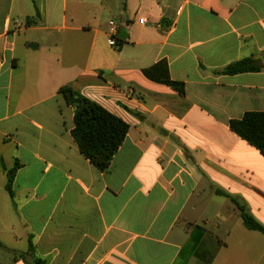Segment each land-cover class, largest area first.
Masks as SVG:
<instances>
[{
  "label": "crops",
  "instance_id": "0c3cea01",
  "mask_svg": "<svg viewBox=\"0 0 264 264\" xmlns=\"http://www.w3.org/2000/svg\"><path fill=\"white\" fill-rule=\"evenodd\" d=\"M94 3L0 0V264L29 241V264H264V236L217 194L264 225V156L230 128L264 112V70L217 74L264 59V0ZM64 86L128 125L105 172Z\"/></svg>",
  "mask_w": 264,
  "mask_h": 264
},
{
  "label": "trees",
  "instance_id": "16d2710c",
  "mask_svg": "<svg viewBox=\"0 0 264 264\" xmlns=\"http://www.w3.org/2000/svg\"><path fill=\"white\" fill-rule=\"evenodd\" d=\"M40 18V13L36 10V17L28 19L27 23H34ZM117 40V39H116ZM115 48L120 49L122 45L117 40ZM264 70V59L262 61L254 59H244L232 63L217 74L238 75L243 73H258ZM180 94H184V85L170 80L165 81ZM66 102L74 107L75 128L72 131V137L77 143L80 152L88 159L99 171L105 172L111 165V162L125 141L128 133V125L122 120L107 112L98 104L90 101L86 97L76 92L71 86H64L60 89ZM230 128L243 140L256 148L264 156V112H248L242 119L230 122ZM19 165L16 164L11 170L3 169L7 172L6 188L12 194V184ZM217 194L229 197L236 206L244 227L249 231H254L264 236V225L260 223L249 211L246 204L231 198L222 191ZM0 248L2 245L0 243ZM34 246L29 241V247L26 254L18 256L25 262L28 256L34 255ZM33 264H46L40 259L34 260Z\"/></svg>",
  "mask_w": 264,
  "mask_h": 264
},
{
  "label": "built area",
  "instance_id": "2783aa9c",
  "mask_svg": "<svg viewBox=\"0 0 264 264\" xmlns=\"http://www.w3.org/2000/svg\"><path fill=\"white\" fill-rule=\"evenodd\" d=\"M69 1H72V0H69ZM139 22L141 24H144L147 22V20L141 19ZM117 31H118V27H117L116 23L114 21H111L109 23L110 44L114 47H115L116 42H117V40H116Z\"/></svg>",
  "mask_w": 264,
  "mask_h": 264
},
{
  "label": "rangeland",
  "instance_id": "374dc122",
  "mask_svg": "<svg viewBox=\"0 0 264 264\" xmlns=\"http://www.w3.org/2000/svg\"><path fill=\"white\" fill-rule=\"evenodd\" d=\"M90 1V3H92V4H95L94 2H97L98 0H89ZM110 1H112V0H110Z\"/></svg>",
  "mask_w": 264,
  "mask_h": 264
}]
</instances>
